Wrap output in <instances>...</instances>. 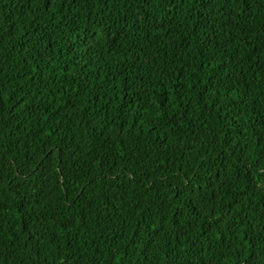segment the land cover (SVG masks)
<instances>
[{
	"label": "trees",
	"instance_id": "1",
	"mask_svg": "<svg viewBox=\"0 0 264 264\" xmlns=\"http://www.w3.org/2000/svg\"><path fill=\"white\" fill-rule=\"evenodd\" d=\"M0 264H264V0H0Z\"/></svg>",
	"mask_w": 264,
	"mask_h": 264
}]
</instances>
